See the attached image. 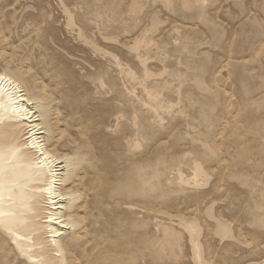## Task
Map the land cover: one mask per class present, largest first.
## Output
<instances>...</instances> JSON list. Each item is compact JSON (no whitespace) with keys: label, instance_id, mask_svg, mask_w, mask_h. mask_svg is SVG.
Segmentation results:
<instances>
[{"label":"rangeland","instance_id":"rangeland-1","mask_svg":"<svg viewBox=\"0 0 264 264\" xmlns=\"http://www.w3.org/2000/svg\"><path fill=\"white\" fill-rule=\"evenodd\" d=\"M3 73L80 173L71 264H264V0H0Z\"/></svg>","mask_w":264,"mask_h":264},{"label":"bare ground","instance_id":"bare-ground-1","mask_svg":"<svg viewBox=\"0 0 264 264\" xmlns=\"http://www.w3.org/2000/svg\"><path fill=\"white\" fill-rule=\"evenodd\" d=\"M44 114L42 100L31 95L15 76L0 74V124L4 126L0 133V240L7 239L8 249L14 242L12 257L20 254L22 260L41 264H71L69 252L77 247L80 233L75 214L82 204L81 195L65 189L75 184L80 173H75L73 163L49 151ZM21 126L27 135L24 149L15 144ZM219 232L222 237L230 233L225 227ZM196 256L200 258L199 251Z\"/></svg>","mask_w":264,"mask_h":264}]
</instances>
